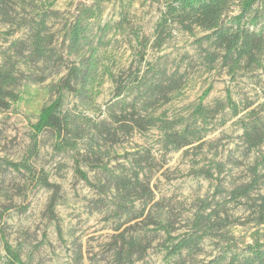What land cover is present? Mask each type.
<instances>
[{"label": "trees", "instance_id": "16d2710c", "mask_svg": "<svg viewBox=\"0 0 264 264\" xmlns=\"http://www.w3.org/2000/svg\"><path fill=\"white\" fill-rule=\"evenodd\" d=\"M12 1L0 0V19L26 28V36L16 38L0 52V111L19 101V87L26 81H42L47 76L46 70L64 67L65 72L50 85L54 97L40 106L30 125L24 155L19 160L0 156V198L5 201L0 204L2 263L37 264L34 252L44 240L36 245L27 244L26 239L12 244L6 233L8 209L25 212L27 193L31 191L50 192L44 216L55 223L57 237L62 238L54 211L61 197L60 186L49 181L43 168L34 165L41 147L39 135L48 132L53 140L52 151L71 153L75 175L94 191L91 207L104 210L107 217L117 221L107 244L109 259L102 264H147L143 259L159 233L162 237L157 246L162 252L163 264H264V242L238 241L231 231L233 220L229 213L230 208L241 206L249 211L254 223H264L263 153L247 166V179L230 186H225L220 177L224 161L212 162L213 169L193 168L195 175L215 179L217 183L209 194L196 201L191 217L183 225L175 226V220L158 209L143 173L142 162L148 156L142 152L117 154L114 148L121 136L151 128L158 131V142L164 151L200 141L217 113L226 108L233 115L239 113V106L229 91L223 100L207 105L203 102L208 93L205 90L186 115L169 118L164 113L155 114L157 104L167 103L176 96L182 74L177 69L167 72L148 63L145 70L137 69L128 79L121 74L113 76L112 99L101 111L105 115L90 116L85 109L93 104L99 80L96 48L100 40L96 36L93 44L92 28L103 0L79 3L75 7L73 19L61 36L64 52L54 45L55 35L47 24L46 10L36 12V19L23 16L17 19L9 5ZM155 1H161L163 9L153 27V46L160 47L177 28L189 33L197 28L202 35L196 44L208 68L219 61L230 75L243 67L261 69L264 74V0ZM106 27L97 25L96 33L104 34ZM20 65L25 68L21 69ZM33 68L41 74H34ZM68 96L75 100L72 106L66 102ZM239 122L242 155L260 150L264 145V102L258 109L248 110ZM229 161L234 165L240 163L234 158ZM81 164L94 171L95 179L89 178ZM15 197L20 202H14ZM149 225L151 228L146 229ZM205 240L211 241L214 252L197 260L196 256L204 252ZM81 255L79 249L73 251V264H80Z\"/></svg>", "mask_w": 264, "mask_h": 264}, {"label": "rangeland", "instance_id": "374dc122", "mask_svg": "<svg viewBox=\"0 0 264 264\" xmlns=\"http://www.w3.org/2000/svg\"><path fill=\"white\" fill-rule=\"evenodd\" d=\"M91 1L14 0L9 5L15 10L16 15H13L17 19L21 16L36 19V12L46 10L49 14L47 24L55 35L54 45L64 52L61 36L66 24L73 19L75 7L79 3L89 4ZM162 9V2L155 0L101 2L100 13L92 28V34L95 35L93 44L100 36L96 48L99 80L93 104L85 112L90 116L103 117L105 113L101 111L112 99L113 76L121 74L122 78L128 79L137 69L139 72L145 70L148 63L163 67L167 72L177 69L182 74L181 87L176 96L167 103L157 104L155 114L164 113L169 118L186 115L205 90L208 93L203 102L207 105L223 100L229 91L239 106V113L233 115L227 108L217 113L200 141L178 150L164 151L158 142V131L151 128L123 135L121 141L114 145L117 154L142 152L148 156L142 162L145 165L143 173L153 191L154 201L158 202L159 210L175 220V226H181L191 217L196 201L209 194L217 183L215 179L195 175L193 168L205 166L213 169L212 162L224 161L226 164L220 177L225 186H230L246 180L247 166L254 157L264 154L263 145L260 150H253L243 156L239 139L242 132L239 120L247 115L248 110L258 109L264 102V74L261 69L243 67L230 75L227 67L219 61L208 68L196 44V39L202 35L197 28L191 33L177 28L160 47L153 46V27ZM103 24L107 26L104 34L96 33V26ZM25 36L26 28L16 27L0 19V52L16 38ZM64 57L66 59L65 54ZM20 68L25 67L20 65ZM32 72L41 74L40 70L34 68ZM64 72V67L46 70L44 74L47 76L42 81H26L19 87V101L9 109L0 111L1 157L19 160L24 155L29 143L30 125L35 121L40 106L54 97L50 85ZM66 102L72 106L75 100L68 96ZM39 139L41 147L34 165L43 168L48 173L49 181L60 186L61 197L54 211L62 238L57 237L55 223L44 216L50 192L38 189L27 193L28 206L25 212L8 209L7 239L12 244L26 239L29 245L44 240L34 252V262L37 264H73L72 256L76 249L82 254L80 264L104 263L110 256L107 244L115 232L116 219L107 217L104 210L91 207L95 193L75 175L72 154L54 153L51 149L53 140L48 132L40 134ZM232 158L240 163L234 165L229 161ZM122 160L119 158V161ZM81 167L90 179H95L94 171L88 170L83 164ZM13 200L20 202L17 197ZM3 202L0 198V204ZM229 213L233 220L231 231L238 241L250 243L259 239L264 242V223H254L249 218V211L241 206L230 208ZM150 228L151 225L146 229ZM148 234L151 236V232ZM161 237L159 233L151 242L143 259L147 264H163L162 252L157 246ZM203 249L204 252L196 256L197 260L207 258L214 252L210 240L204 241ZM2 254L0 249V264H3Z\"/></svg>", "mask_w": 264, "mask_h": 264}]
</instances>
